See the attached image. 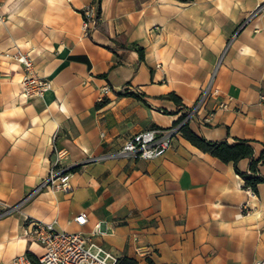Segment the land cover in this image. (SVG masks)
Masks as SVG:
<instances>
[{"label":"crops","instance_id":"0c3cea01","mask_svg":"<svg viewBox=\"0 0 264 264\" xmlns=\"http://www.w3.org/2000/svg\"><path fill=\"white\" fill-rule=\"evenodd\" d=\"M261 3L101 0L99 22L82 28L80 10L92 0H0V203L35 192L0 219V264L43 254L24 236L26 218L78 232L136 264H264V183L254 193L232 163L180 134L153 160L85 162L187 115L227 43L188 128L210 142L248 141L258 159L264 10L237 29ZM122 46L141 47L143 59ZM17 49L49 81L40 98L22 95L23 70L10 57ZM125 91L141 98L119 95ZM76 166L67 190L39 189L54 167ZM248 168V159L236 164L239 173ZM258 171L264 175V163ZM79 213L86 215L82 226L74 222Z\"/></svg>","mask_w":264,"mask_h":264},{"label":"built area","instance_id":"2783aa9c","mask_svg":"<svg viewBox=\"0 0 264 264\" xmlns=\"http://www.w3.org/2000/svg\"><path fill=\"white\" fill-rule=\"evenodd\" d=\"M81 16L84 28L95 26L99 20L97 3L84 7L81 10ZM10 57L19 63L23 70L21 79L22 95L29 98L42 97L49 88V81L37 74L30 55L17 49ZM218 64L215 65L207 84L180 123L167 129L151 128L134 134L128 137L119 149L90 157L85 162H98L107 159L153 160L162 156L171 147L176 135L179 134L180 126L186 123L193 113L198 111L204 104L211 91ZM108 91L107 87L103 88V94ZM101 100L99 99V101ZM68 177V174L57 177L50 175L39 189L51 187L67 190L69 188ZM57 181L59 182L57 183ZM34 193L12 205L0 203V219L18 211L23 204L30 200ZM25 221L24 236L39 243L44 252L36 259H30L27 255H20L15 257L11 264H116L117 262L114 255L78 232L58 231L52 223H44L31 218H26ZM74 222L79 226L84 225L86 215L79 213L74 218ZM137 254L140 257H146L149 255V251L137 249Z\"/></svg>","mask_w":264,"mask_h":264},{"label":"trees","instance_id":"16d2710c","mask_svg":"<svg viewBox=\"0 0 264 264\" xmlns=\"http://www.w3.org/2000/svg\"><path fill=\"white\" fill-rule=\"evenodd\" d=\"M97 3L98 14H99V3L101 0H94ZM81 13V11H80ZM123 49L134 50L138 53L139 59H143V49L138 46H122ZM119 95H130L135 98H141V95L127 93H120ZM167 98L179 102V99L174 94H169ZM186 114H183L179 119L175 121L173 125L180 123ZM179 134L186 139L191 145L199 149L200 151L217 158L223 163H232L235 171L245 181V187L250 188L254 193L257 192V185L264 183V175H260L258 171L259 164L264 163V151L261 152L258 159L254 158V151L252 145L245 140H234L232 143H228L226 140L210 142L205 140L203 137L196 135L188 128V121L182 124L179 128ZM241 159L249 160V168L247 173H239L236 170V164ZM78 167L70 168L67 172H74ZM116 264H136L134 259L121 258L117 259Z\"/></svg>","mask_w":264,"mask_h":264},{"label":"rangeland","instance_id":"374dc122","mask_svg":"<svg viewBox=\"0 0 264 264\" xmlns=\"http://www.w3.org/2000/svg\"><path fill=\"white\" fill-rule=\"evenodd\" d=\"M183 2H188V1H190V0H182ZM92 3H95L94 2V0H92ZM82 10V9H81ZM80 10V11H81ZM262 10H264V3H261L260 5H258L257 7H256V9L253 11V12H251V13H249L246 17H245V19L240 23V25H239V27H238V29H237V31L242 27V26H244L246 23H248L253 17H255L257 14H259V13H262ZM81 14V13H80ZM98 16H99V14H98ZM82 17V16H81ZM100 20V19H99ZM99 20H98V22H99ZM97 22V23H98ZM83 23V22H82ZM84 26H83V24H82V28H83ZM228 45H229V43H227V45L224 47V49H223V51L221 52V54H220V56H219V59H218V61H217V64L218 63H220L219 61H221V59H222V57L225 55V53H226V50H227V48H228ZM106 100L104 99V98H102V102H101V104H103L104 102H105ZM100 104V105H101ZM69 169H67V168H57V167H54L53 169H51L50 170V173H49V175H48V178L50 177V175H53L54 177H57V176H59V175H65V174H68V176H69V172H67ZM59 181H57V183H58ZM46 188V187H45ZM51 188V187H50Z\"/></svg>","mask_w":264,"mask_h":264}]
</instances>
